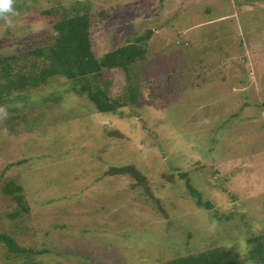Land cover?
Instances as JSON below:
<instances>
[{"label": "rangeland", "instance_id": "374dc122", "mask_svg": "<svg viewBox=\"0 0 264 264\" xmlns=\"http://www.w3.org/2000/svg\"><path fill=\"white\" fill-rule=\"evenodd\" d=\"M57 1L17 2L14 26L0 19V57L48 44L55 20L40 12ZM59 2L89 7L97 59L150 32L131 76L138 104L99 116L59 77L23 108L0 106V233L36 252L28 262L0 244V264H156L211 247L245 258L242 242L264 233V0ZM104 79L111 98L125 91L123 72ZM120 131L126 159V140L108 138ZM126 163L150 193L104 176ZM180 174L212 210L195 206ZM12 178L27 212L3 194Z\"/></svg>", "mask_w": 264, "mask_h": 264}, {"label": "trees", "instance_id": "16d2710c", "mask_svg": "<svg viewBox=\"0 0 264 264\" xmlns=\"http://www.w3.org/2000/svg\"><path fill=\"white\" fill-rule=\"evenodd\" d=\"M17 2L20 0H16L15 9ZM79 4L67 7L58 0L54 7L40 12L41 16L52 17L55 20L52 25L55 36L48 44L32 48L24 47L25 50L16 46L14 54L0 57V106L9 104L23 108L26 103L28 104L30 91L44 87L50 80L59 77L70 84L71 92L73 91L77 97L86 98L99 116L116 115L118 110L138 104L139 87L131 76L134 74V66L145 60L146 43L150 38V32L136 37L134 41H128L97 59L92 52L89 35L91 13L86 4ZM111 71L123 72L127 82L125 91L116 98L109 96L112 81L104 79V74ZM49 101L57 103L59 99L51 98ZM108 135L111 139L115 136L119 140H126L123 149L120 150V146H117L121 152H117V156L129 158L125 153H129L131 148L125 149V147L130 137L121 131L116 135L108 132ZM106 152L113 150L109 149ZM104 176L130 177L134 180L131 187H143L150 193L146 187L147 176L134 163L109 167L105 170ZM180 177L185 179V187L189 195L195 199V206L212 210V205L204 202L201 195L191 186L188 176L180 174ZM16 182V178L10 179L4 185L3 194L11 196L19 206V213H24L28 211L24 189ZM0 244L9 255L25 258L28 262L36 255L34 250L22 247L4 233H0ZM242 245L247 254L245 258H241L236 250H231L229 247H211L195 254L174 257L165 263L156 264H264V233L249 235Z\"/></svg>", "mask_w": 264, "mask_h": 264}, {"label": "clouds", "instance_id": "9594fccd", "mask_svg": "<svg viewBox=\"0 0 264 264\" xmlns=\"http://www.w3.org/2000/svg\"><path fill=\"white\" fill-rule=\"evenodd\" d=\"M16 0H0V19L9 26L13 27V17L18 15L14 5ZM13 95H15L13 93ZM8 117V112L6 108L0 107V119H6Z\"/></svg>", "mask_w": 264, "mask_h": 264}]
</instances>
